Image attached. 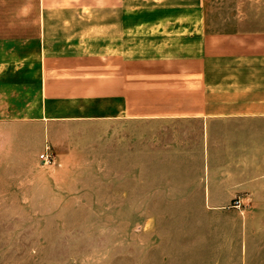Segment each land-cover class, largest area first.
<instances>
[{"label":"crops","instance_id":"obj_1","mask_svg":"<svg viewBox=\"0 0 264 264\" xmlns=\"http://www.w3.org/2000/svg\"><path fill=\"white\" fill-rule=\"evenodd\" d=\"M67 1L0 0V157L38 163L71 122L180 117L207 203L264 205V0L221 2L217 26L213 0ZM242 220L233 264H264V215Z\"/></svg>","mask_w":264,"mask_h":264},{"label":"rangeland","instance_id":"obj_2","mask_svg":"<svg viewBox=\"0 0 264 264\" xmlns=\"http://www.w3.org/2000/svg\"><path fill=\"white\" fill-rule=\"evenodd\" d=\"M221 2L225 16L233 11L213 0V26ZM162 118L51 129L49 165L32 150L0 157V264H233L243 214L264 215V205L208 204L198 135L183 118Z\"/></svg>","mask_w":264,"mask_h":264},{"label":"built area","instance_id":"obj_3","mask_svg":"<svg viewBox=\"0 0 264 264\" xmlns=\"http://www.w3.org/2000/svg\"><path fill=\"white\" fill-rule=\"evenodd\" d=\"M40 158L42 159V163L44 165H49L53 162L52 152L48 147L44 152L40 154Z\"/></svg>","mask_w":264,"mask_h":264}]
</instances>
